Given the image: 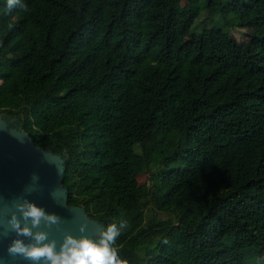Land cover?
<instances>
[{
    "label": "trees",
    "instance_id": "obj_1",
    "mask_svg": "<svg viewBox=\"0 0 264 264\" xmlns=\"http://www.w3.org/2000/svg\"><path fill=\"white\" fill-rule=\"evenodd\" d=\"M194 1L0 0V114L63 157L68 204L126 223L127 264L264 259V0H206L243 42L185 39Z\"/></svg>",
    "mask_w": 264,
    "mask_h": 264
},
{
    "label": "water",
    "instance_id": "obj_2",
    "mask_svg": "<svg viewBox=\"0 0 264 264\" xmlns=\"http://www.w3.org/2000/svg\"><path fill=\"white\" fill-rule=\"evenodd\" d=\"M13 127L16 126L0 114V200L11 202L25 197L47 213L59 216L61 230L53 228L50 235V239L57 240V249L63 239V231H69L77 238L85 235L98 240L100 232L104 230L103 224L91 218L83 206L68 204L67 189L62 181L63 157L36 145L21 127L16 128L24 133L23 140L17 139L10 134ZM33 176L38 179L33 181ZM29 186H33L34 190L26 191ZM82 223L86 224L83 233L79 231ZM11 239H0V264H29L20 257L8 256L6 249Z\"/></svg>",
    "mask_w": 264,
    "mask_h": 264
},
{
    "label": "clouds",
    "instance_id": "obj_3",
    "mask_svg": "<svg viewBox=\"0 0 264 264\" xmlns=\"http://www.w3.org/2000/svg\"><path fill=\"white\" fill-rule=\"evenodd\" d=\"M18 3L19 0H7L9 9ZM10 134L23 140L24 133L16 127L10 129ZM36 179L33 176V181ZM32 190L33 186L26 189L28 192ZM60 225L59 216L47 213L25 197L11 202L0 200V239L12 237L6 249L9 257H20L29 264H127L115 247L126 223L121 222L119 226L109 224L100 232L98 240L85 235L77 238L69 231H63L57 249V240L50 239V235L53 228L60 231ZM85 230L86 224H80L79 231L83 233Z\"/></svg>",
    "mask_w": 264,
    "mask_h": 264
},
{
    "label": "rangeland",
    "instance_id": "obj_4",
    "mask_svg": "<svg viewBox=\"0 0 264 264\" xmlns=\"http://www.w3.org/2000/svg\"><path fill=\"white\" fill-rule=\"evenodd\" d=\"M200 6L199 16L196 18L193 26L189 33L185 36V39L190 40L194 36L193 34L200 32L203 29V26H211L216 25L226 30L230 35H232L237 41L243 42L246 41V33L248 32V28L239 27L234 24H230L231 17L223 16L218 7L214 10L212 7H208L206 4V0H198L197 1ZM193 4L194 0H182V4ZM157 118L155 114L149 116L146 119H142L139 122V127L142 135L144 136L146 133L150 132L154 126L156 125ZM148 176L147 174H140L136 179V184L139 187H144L148 185ZM160 217L165 218L166 213H160ZM244 264H264V259L260 260H250L248 259Z\"/></svg>",
    "mask_w": 264,
    "mask_h": 264
}]
</instances>
